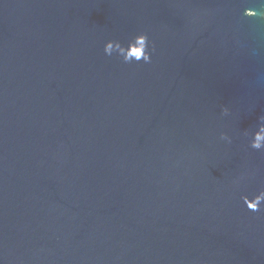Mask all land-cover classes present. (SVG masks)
Segmentation results:
<instances>
[{
    "label": "water",
    "instance_id": "obj_1",
    "mask_svg": "<svg viewBox=\"0 0 264 264\" xmlns=\"http://www.w3.org/2000/svg\"><path fill=\"white\" fill-rule=\"evenodd\" d=\"M262 4L0 0V264H264Z\"/></svg>",
    "mask_w": 264,
    "mask_h": 264
},
{
    "label": "clouds",
    "instance_id": "obj_2",
    "mask_svg": "<svg viewBox=\"0 0 264 264\" xmlns=\"http://www.w3.org/2000/svg\"><path fill=\"white\" fill-rule=\"evenodd\" d=\"M262 7H264V4H262ZM243 16L246 18H254L257 16V13L252 10H245ZM259 19L264 21V11L260 13ZM128 48L134 49V54H130L118 41H108L104 44L103 52L106 56H111L113 53H116L118 56L122 57L124 63L141 61L145 64L151 63V55L148 51L149 42L146 34L141 33L134 36L132 41L129 42ZM222 112L224 115L228 114L227 109H223ZM258 119L264 120V116H260ZM220 139L231 143L230 138L224 134H221ZM248 146L253 150L264 152V126H261L259 130L251 133ZM241 199L246 209L250 212L261 211V206L264 204V191H261L251 200L247 197H241Z\"/></svg>",
    "mask_w": 264,
    "mask_h": 264
}]
</instances>
